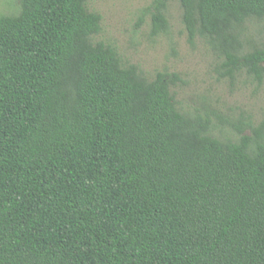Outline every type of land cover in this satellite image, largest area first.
Returning <instances> with one entry per match:
<instances>
[{
  "label": "trees",
  "instance_id": "obj_1",
  "mask_svg": "<svg viewBox=\"0 0 264 264\" xmlns=\"http://www.w3.org/2000/svg\"><path fill=\"white\" fill-rule=\"evenodd\" d=\"M88 1L0 16V264H264V121L181 108ZM173 1L223 77L264 84V0H155V34Z\"/></svg>",
  "mask_w": 264,
  "mask_h": 264
},
{
  "label": "rangeland",
  "instance_id": "obj_2",
  "mask_svg": "<svg viewBox=\"0 0 264 264\" xmlns=\"http://www.w3.org/2000/svg\"><path fill=\"white\" fill-rule=\"evenodd\" d=\"M155 0H89L91 12L102 16V32L97 41L115 46L125 64L138 66L153 79L158 72L177 73L182 83L173 87L181 108L195 112L203 109L254 124L264 121V84L259 86L245 72L234 80L223 77L221 60L203 39L194 46L182 22V9L173 1L167 17L170 29L154 33ZM20 0H0V16L18 12ZM263 29L252 27L250 39L258 41Z\"/></svg>",
  "mask_w": 264,
  "mask_h": 264
}]
</instances>
